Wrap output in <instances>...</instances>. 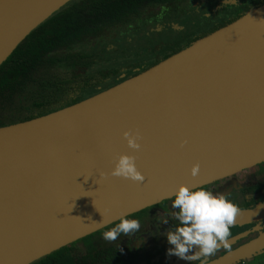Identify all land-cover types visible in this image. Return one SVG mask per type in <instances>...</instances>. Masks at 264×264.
<instances>
[{
  "label": "water",
  "instance_id": "water-1",
  "mask_svg": "<svg viewBox=\"0 0 264 264\" xmlns=\"http://www.w3.org/2000/svg\"><path fill=\"white\" fill-rule=\"evenodd\" d=\"M70 1L0 0V65ZM124 130L139 133V149ZM120 153L134 156L143 182L109 174ZM261 162L264 3L104 91L0 126V264H31L180 183L204 186ZM260 215L264 205L238 211L234 224ZM263 249L261 233L208 264Z\"/></svg>",
  "mask_w": 264,
  "mask_h": 264
},
{
  "label": "flooded vegetation",
  "instance_id": "flooded-vegetation-1",
  "mask_svg": "<svg viewBox=\"0 0 264 264\" xmlns=\"http://www.w3.org/2000/svg\"><path fill=\"white\" fill-rule=\"evenodd\" d=\"M229 1L232 0L138 2L135 10L120 21L117 28L105 29L99 36L87 40L97 41V49L82 50L86 41L75 45L72 55L66 49H60L58 56L61 59L55 65H44L40 69L48 72L41 76V87L51 103L49 106L58 109L57 106L62 104H73L70 103L73 99L83 100L104 91L186 48L196 37L209 34L264 3V0ZM112 40L115 44L104 46L105 41ZM259 164L204 186L213 194L225 195L239 211L254 210L264 205V169H260ZM143 210H146L145 216L138 220L140 228L128 236L121 234L115 240L89 246L80 242L74 245L77 239L66 246L80 264H199L167 251L171 246L164 233L178 226L171 198L140 211ZM162 219L168 222H160ZM230 232V247L221 246L208 258V263L264 233V215L252 222L233 224ZM261 253L264 249L251 257ZM246 259L237 263H244Z\"/></svg>",
  "mask_w": 264,
  "mask_h": 264
},
{
  "label": "trees",
  "instance_id": "trees-1",
  "mask_svg": "<svg viewBox=\"0 0 264 264\" xmlns=\"http://www.w3.org/2000/svg\"><path fill=\"white\" fill-rule=\"evenodd\" d=\"M140 1L73 0L31 31L0 65V126L53 111L56 107L49 106L41 87V76L48 72L40 69L55 65L61 59L60 49L72 55L75 45L99 36L105 29L117 28ZM202 36L205 34L191 43ZM70 251L68 246L61 247L31 264H80Z\"/></svg>",
  "mask_w": 264,
  "mask_h": 264
},
{
  "label": "clouds",
  "instance_id": "clouds-1",
  "mask_svg": "<svg viewBox=\"0 0 264 264\" xmlns=\"http://www.w3.org/2000/svg\"><path fill=\"white\" fill-rule=\"evenodd\" d=\"M126 144L132 149H139V133L122 132ZM200 166L193 163L189 168L191 176L198 175ZM110 175L124 177L136 182H143L145 177L136 167L134 156L120 153L110 169ZM171 205L175 209L173 216L178 226L165 231L169 254L188 260L208 264L223 246L230 247V228L238 214V207L223 194H213L203 185H186L180 183L171 194ZM160 222L167 223V219ZM99 224V223H98ZM140 228L138 219L122 214L114 226L102 232L105 240H115L121 234L129 235ZM195 248V250H193Z\"/></svg>",
  "mask_w": 264,
  "mask_h": 264
},
{
  "label": "rangeland",
  "instance_id": "rangeland-1",
  "mask_svg": "<svg viewBox=\"0 0 264 264\" xmlns=\"http://www.w3.org/2000/svg\"><path fill=\"white\" fill-rule=\"evenodd\" d=\"M103 44H104V46H107L108 47V46H111V45L115 44V41L114 40H112L111 42L105 41ZM98 47H99V43L97 41H94V42L93 41H86L83 44L82 50L91 52L90 50H95ZM259 168L260 169H262V168L264 169V162H262L261 164H259ZM146 210L139 211L137 213H133V214H131L129 216L130 217H133V218H136L138 220H141L145 216L144 212ZM117 222H118V220L115 221V222H113V223H111L108 226H105V228L102 229V230H99V231H97V232H95V233H93V234H91L89 236H86V237H84L82 239L77 240L73 244L75 245L76 243L80 242V243H82L85 246H89L92 243H96V242L102 243V242L105 241V239L102 236V232L104 230H106L107 228H110V227L114 226V224L117 223ZM244 261H245L244 263H240L239 262L237 264H264V253L258 254L256 256H254L253 258L246 259Z\"/></svg>",
  "mask_w": 264,
  "mask_h": 264
}]
</instances>
